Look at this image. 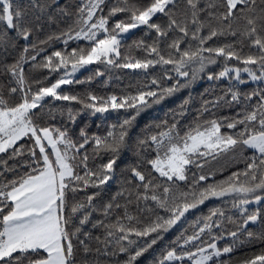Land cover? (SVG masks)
Returning <instances> with one entry per match:
<instances>
[{
  "label": "snow or ice",
  "instance_id": "1",
  "mask_svg": "<svg viewBox=\"0 0 264 264\" xmlns=\"http://www.w3.org/2000/svg\"><path fill=\"white\" fill-rule=\"evenodd\" d=\"M0 264H264V0H0Z\"/></svg>",
  "mask_w": 264,
  "mask_h": 264
},
{
  "label": "trees",
  "instance_id": "2",
  "mask_svg": "<svg viewBox=\"0 0 264 264\" xmlns=\"http://www.w3.org/2000/svg\"><path fill=\"white\" fill-rule=\"evenodd\" d=\"M124 71H129V70H124ZM87 74L88 73L84 71L79 76H77V78H80L81 76H85ZM105 79H107V76H105ZM134 79L135 77H128V76L120 77L119 79H117L116 77H113V79L110 81L108 90H111L112 88H115L118 90L122 85L127 84L129 83L130 80H134ZM73 87L77 90H83L84 88H87V87H91L93 90H96V91L105 90V86L99 81V78H97V80L95 81H92L90 84H78V85H74ZM194 87L196 88V90H200L201 85L198 84ZM147 258L148 259L151 258V252L147 254Z\"/></svg>",
  "mask_w": 264,
  "mask_h": 264
},
{
  "label": "rangeland",
  "instance_id": "3",
  "mask_svg": "<svg viewBox=\"0 0 264 264\" xmlns=\"http://www.w3.org/2000/svg\"><path fill=\"white\" fill-rule=\"evenodd\" d=\"M89 68H91V66H88ZM85 70L81 69L80 72H78L76 75L79 76L81 73H83Z\"/></svg>",
  "mask_w": 264,
  "mask_h": 264
}]
</instances>
